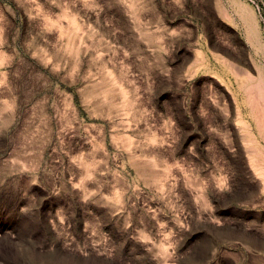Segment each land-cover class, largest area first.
<instances>
[{
	"label": "rangeland",
	"instance_id": "rangeland-1",
	"mask_svg": "<svg viewBox=\"0 0 264 264\" xmlns=\"http://www.w3.org/2000/svg\"><path fill=\"white\" fill-rule=\"evenodd\" d=\"M0 264H264V9L0 0Z\"/></svg>",
	"mask_w": 264,
	"mask_h": 264
},
{
	"label": "built area",
	"instance_id": "built-area-1",
	"mask_svg": "<svg viewBox=\"0 0 264 264\" xmlns=\"http://www.w3.org/2000/svg\"><path fill=\"white\" fill-rule=\"evenodd\" d=\"M249 3H251L257 10L260 12L262 9H264V6L260 3H258L256 0H247Z\"/></svg>",
	"mask_w": 264,
	"mask_h": 264
}]
</instances>
